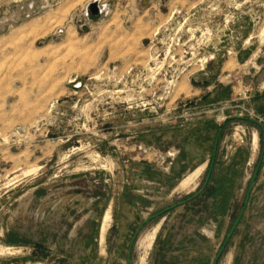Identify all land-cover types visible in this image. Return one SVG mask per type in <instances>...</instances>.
Returning a JSON list of instances; mask_svg holds the SVG:
<instances>
[{
    "label": "rangeland",
    "instance_id": "obj_1",
    "mask_svg": "<svg viewBox=\"0 0 264 264\" xmlns=\"http://www.w3.org/2000/svg\"><path fill=\"white\" fill-rule=\"evenodd\" d=\"M93 1L0 0V264H264V0Z\"/></svg>",
    "mask_w": 264,
    "mask_h": 264
},
{
    "label": "crops",
    "instance_id": "obj_2",
    "mask_svg": "<svg viewBox=\"0 0 264 264\" xmlns=\"http://www.w3.org/2000/svg\"><path fill=\"white\" fill-rule=\"evenodd\" d=\"M254 101L255 102H258L257 104H256V109L258 110V112H260V113H263L264 114V93H260V94H258V95H256V98L254 99ZM229 120L230 119H232V118H228ZM208 121L207 120H205V119H203V120H200V122H197L196 124H193L191 127H186V129L184 130V135H186V136H188L189 134L191 135L192 134V132H197V128H199L198 126H199V124L198 123H207ZM212 129V128H211ZM222 130V129H221ZM221 130H220V132H221ZM219 134V133H218ZM217 134V135H218ZM185 136V137H186ZM219 136V135H218ZM207 137H209V135H208V133L206 132L205 133V138H207ZM212 137H213V135H212ZM217 142H216V144L218 143V139L216 140ZM215 152H216V150L214 151V154H215ZM203 163H194L193 165H192V168H197V170L196 171H198L199 169H204V168H206L207 167V159H203V161H202ZM191 176V175H190ZM188 178V177H187ZM187 178H185V179H187ZM184 179V180H185ZM183 180V181H184ZM182 181V182H183ZM181 182V183H182ZM180 183V184H181ZM180 184H179V186H180Z\"/></svg>",
    "mask_w": 264,
    "mask_h": 264
},
{
    "label": "water",
    "instance_id": "obj_3",
    "mask_svg": "<svg viewBox=\"0 0 264 264\" xmlns=\"http://www.w3.org/2000/svg\"><path fill=\"white\" fill-rule=\"evenodd\" d=\"M88 10H90L92 12V14H94V15H102V14L106 15L107 11H108V6L107 5H102L101 4V0H94L91 4H89L87 6V9H86V15L87 16H88ZM250 189H251V187H250ZM249 193H250V190H249ZM247 199H248V197H247ZM162 214H163V212L153 216L152 218H150V220L154 219V218H157V217L161 216ZM236 226H237V223L234 225V227L230 231L229 235L227 236L226 241H225V243H224V245H223V247H222V249H221V251H220V253H219L218 257H217V259L220 258L221 254H222L225 246L229 242V240H230V238H231ZM127 264H129V257H128Z\"/></svg>",
    "mask_w": 264,
    "mask_h": 264
},
{
    "label": "bare ground",
    "instance_id": "obj_4",
    "mask_svg": "<svg viewBox=\"0 0 264 264\" xmlns=\"http://www.w3.org/2000/svg\"><path fill=\"white\" fill-rule=\"evenodd\" d=\"M108 214H109V213H108ZM108 214H107V215L105 214L106 216H104L106 221L109 219V215H108ZM102 226H103V225H102ZM103 227H104V226H103ZM104 229H105V228H104Z\"/></svg>",
    "mask_w": 264,
    "mask_h": 264
}]
</instances>
